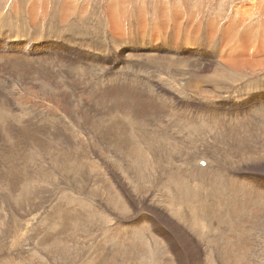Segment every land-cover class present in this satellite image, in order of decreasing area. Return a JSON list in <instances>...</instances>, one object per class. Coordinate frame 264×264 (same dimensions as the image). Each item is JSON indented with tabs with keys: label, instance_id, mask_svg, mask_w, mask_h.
<instances>
[{
	"label": "rangeland",
	"instance_id": "374dc122",
	"mask_svg": "<svg viewBox=\"0 0 264 264\" xmlns=\"http://www.w3.org/2000/svg\"><path fill=\"white\" fill-rule=\"evenodd\" d=\"M253 1L0 0V57L2 58L0 59V93L6 96L8 92L5 88H13L10 89L12 94L8 100L13 107L15 106L14 109L23 108L21 109L23 113L19 112L22 115L28 111L23 117H29L31 113L32 117L39 116L42 109L43 116H50L54 112L56 113H53L54 117L63 115V121L70 122L67 123L71 124L84 140L88 138L84 143V152L73 153L74 159L71 160L64 175L59 176L58 171H49L44 167L50 174L44 172L43 168L42 172L26 186L27 196L23 195L21 201L23 203L17 205L15 209L17 219L15 225L6 221L4 226L3 216L0 218V264H264V64L252 67L242 63L237 64L235 61L220 60L236 43L237 46L244 43L243 36L246 31L252 32L251 46L257 47L261 37L264 41V0H255L254 5ZM254 6L256 9L252 8ZM227 30L230 35H227ZM154 46H161V51H157V55L152 56L151 51ZM11 47H16V50ZM129 47L134 48L130 51L133 55L138 54L131 60L119 55ZM40 55L47 57L42 61L43 64L49 67L53 65L50 68L55 72H53L54 76L40 75L41 78L26 66L6 64L9 58L17 57L20 61L25 59L24 61H28L38 69ZM51 56L57 57V61L50 59ZM129 61L132 62L134 69L129 66ZM139 62H143L145 67H138ZM235 64L237 65L234 66ZM57 70L61 74L63 71L70 73V76L66 75L67 73L65 76L67 81L73 82L74 87L80 86L79 93L76 92L78 96L68 92V84H64L62 78L57 75ZM134 71L139 72L140 75L146 72L148 76L139 82L141 88L130 94L133 86L123 78L125 74ZM109 86H120L128 90L129 97L120 96L114 101L118 109L121 107L125 110L126 107L125 111H130L132 107L133 111H139L140 114L146 111V105L150 108L148 102L151 98L159 114L161 110L163 111V106L167 108L174 104L175 106L168 108V111L173 113L174 119L178 115L185 117L187 114H190L189 118L195 121L203 119L201 126H198L200 129L198 127L194 129L189 125V118L185 117L182 136L185 137L193 131L196 134L200 132L201 135L195 134L194 147L190 148L191 150H183L184 156L174 159L175 154L166 155L168 159L164 165L172 172L167 181V189H158L162 185H157L156 181L163 175L159 174L160 169L156 162L150 160L152 163L150 173H147L145 172L147 163L137 158V161L134 159L135 164H131V161L132 163L134 161L127 159L128 150L119 147L108 150L101 144L97 147L98 145L94 143L96 140L93 138L95 141L92 142L88 137L91 138L93 135L84 134L86 132L95 134L96 127L93 124L95 126L93 130L90 125L86 128L85 111L100 115L102 117H99L100 119L105 118L99 97H101L100 93ZM25 87H33V91H37L39 95L25 91L23 89ZM51 93L62 100H57L58 102L52 100L53 103H49L48 98L54 97ZM12 96L15 100L11 98ZM105 101L108 102V104L105 102V105L114 103L113 99ZM37 112L39 115L36 114ZM219 118L223 119L219 120ZM224 118L225 123L228 121L226 124L228 127L223 124ZM239 125L242 128H239ZM153 141L155 144L156 140ZM134 149L133 152L137 153L138 149ZM113 151L118 156H115ZM194 151L195 154H192ZM240 153H245L247 157ZM186 156L190 158V163L184 161L187 159ZM253 156L259 157L256 160ZM184 162L189 165H185ZM123 164L127 166L126 170ZM205 166L208 171L202 172ZM191 167L192 170L195 167L194 173H200L202 177L208 174L202 185L200 197L210 195L212 198L213 201L211 198L203 201L205 205L211 201L218 203L219 208L214 207L216 212L210 215L213 228L208 223H205L206 226L204 223H200L201 226H190L188 223L186 225L178 219L177 212L174 213L173 209L176 205L172 203V196L176 193L174 188L177 185V192L178 189L182 191L187 189V180H189L187 175L190 174L188 169ZM36 171L30 169L31 173ZM53 172L55 175L51 174ZM142 175L144 180L141 179ZM73 176L84 177L80 180L85 181L86 187ZM145 181H151L153 185L150 182L149 186ZM38 187L40 189H37ZM47 188H49L48 193ZM78 190H81L82 196L78 195L80 193ZM99 190L100 194H98ZM168 190L171 192L169 193ZM224 190L227 191L228 198H225L226 195L223 197ZM72 192L77 194L74 195ZM178 195L181 200H190L189 195L179 192ZM84 196H87L89 201H84L86 199ZM235 202L237 204H234ZM80 203L83 205L78 206ZM86 204L87 206L91 204L92 207L88 208ZM231 205L244 209L234 212L229 208ZM223 206L227 209L225 210ZM63 207L69 212H74L76 218H85L87 221L80 220L81 223L85 222L84 226L78 227L81 223L72 216L69 220L74 219L73 221L66 220L67 216L61 213ZM102 211H105V214ZM85 213L92 216L87 215L88 219ZM213 215L219 217L213 218ZM98 217H102V220ZM58 220H64L63 222L70 225L66 227ZM48 223L57 226L56 230L60 233L57 234L54 227L52 229ZM48 225L53 234L49 232ZM8 226L10 228H7ZM59 227L65 230L62 234ZM75 228L81 229L78 231L76 229L75 232ZM71 229L76 234L70 233ZM211 229H214L215 234ZM203 230H207L210 237L214 236L211 237L212 240L209 239L210 242L212 241L209 243L210 246H206L208 242L204 239L206 233L204 234ZM45 234L48 237L45 238ZM56 236L60 240L52 246H48L45 240L40 243L44 238L47 240L57 238ZM93 240L96 241L95 244ZM205 247H210V250L207 251ZM101 251L102 254H98ZM91 252H94V255ZM103 254L107 257L105 258ZM91 256H94L93 259Z\"/></svg>",
	"mask_w": 264,
	"mask_h": 264
},
{
	"label": "bare ground",
	"instance_id": "6f19581e",
	"mask_svg": "<svg viewBox=\"0 0 264 264\" xmlns=\"http://www.w3.org/2000/svg\"><path fill=\"white\" fill-rule=\"evenodd\" d=\"M45 1V0H44ZM259 1V0H257ZM254 2L255 0L253 1V5H254ZM46 6V5H45ZM34 8V7H33ZM47 8V7H46ZM252 8H255L252 7ZM256 9V8H255ZM47 12V11H46ZM254 12V11H253ZM30 13V11H29ZM45 13V12H44ZM37 18V17H36ZM244 18V17H243ZM242 18V19H243ZM246 18V16H245ZM145 21V20H144ZM143 21V22H144ZM250 22V21H249ZM145 25V24H144ZM227 35H230V33L228 32V30L226 31ZM122 37V35H121ZM244 43H242L241 46H237V43L236 45L233 46V49L232 50H229L228 49V53L225 54V57L220 59L221 61H235L237 64L238 63H242L243 65H250V66H260V64H264V45H263V39L262 37L260 38V44L257 46V47H254V46H251V43H252V32H249L247 33H244ZM263 37H264V34H263ZM114 38H118V37H114ZM120 38V37H119ZM121 39V38H120ZM126 39V38H125ZM225 39V38H224ZM243 42V41H242ZM141 44V43H140ZM241 44V43H240ZM156 45V44H154ZM23 47V46H22ZM161 47V46H160ZM160 47H156L154 46L153 50L151 51V55L152 56H155L157 55V51H161ZM225 47V46H224ZM9 48V47H8ZM13 50H16V47H11ZM19 48V47H18ZM47 48H52L50 46H47ZM149 48V47H148ZM163 48V47H162ZM230 48V47H229ZM53 49V48H52ZM51 49V50H52ZM55 49V48H54ZM137 49V48H136ZM174 49V48H173ZM1 50V49H0ZM10 50V49H9ZM19 50V49H18ZM60 50V49H59ZM131 50H134V48H127V49H124L122 52H120V56L121 57H125L126 59L128 60H131L133 57H136L138 56L137 53H134V55L130 52ZM26 52V51H25ZM40 52V51H39ZM15 53V52H14ZM24 53V52H23ZM56 53V52H55ZM10 54V53H9ZM16 54V53H15ZM54 55V54H53ZM59 55V54H58ZM142 56V55H141ZM149 56V55H148ZM251 56V58L249 57ZM7 58V56H6ZM29 58V57H28ZM47 58V57H46ZM46 58L42 55H40L38 61L40 62L39 63V68L38 69H35L32 65H30V63L28 61H20L19 58H9V60L6 62V64H10V65H21V66H26V68L28 67L30 70H32L35 74H39L38 77H41V76H47V77H52L54 76L55 74H53L52 72V69L50 67L52 66H46V64L44 65L42 63V61ZM57 57H50V59H55L56 60ZM153 58V57H152ZM0 59L2 60V58L0 57ZM33 59V58H32ZM150 59V58H149ZM154 59V58H153ZM34 60V59H33ZM175 60V59H173ZM153 61V60H151ZM155 61V59H154ZM33 62V61H32ZM64 62V61H63ZM85 62V61H84ZM121 62V61H120ZM130 62V65L129 66H132V62ZM156 62V61H155ZM1 63V61H0ZM53 63V62H52ZM68 63V62H67ZM66 63V64H67ZM86 63V62H85ZM119 63V62H116V64ZM233 63V62H232ZM54 64V63H53ZM78 64V63H77ZM90 64V63H89ZM122 64V63H121ZM120 64V65H121ZM125 64V63H124ZM127 64V63H126ZM237 64H235L234 66H236ZM70 65V64H69ZM148 65V64H147ZM151 65V64H150ZM156 65V64H154ZM226 65V64H225ZM46 66V67H44ZM67 66V65H66ZM65 66V67H66ZM80 66V65H79ZM101 66V65H100ZM118 66V65H117ZM145 67V64L143 62H139L138 63V67ZM230 66V65H229ZM228 66V67H229ZM62 67V66H61ZM84 67V66H83ZM82 67V69H83ZM87 66H85L86 68ZM133 67V66H132ZM131 67V68H132ZM226 67V66H225ZM23 68V67H22ZM106 68V67H105ZM127 68V66H126ZM153 68V67H152ZM237 68V67H235ZM234 68V69H235ZM238 68H241V67H238ZM76 69V68H75ZM93 70V68H91ZM102 69V68H101ZM134 69V67L132 68ZM136 69V68H135ZM151 69V68H150ZM232 69V70H234ZM29 70V71H30ZM96 70V69H95ZM116 70V69H115ZM124 70V69H122ZM141 70V69H140ZM231 70V68H230ZM98 71V70H97ZM151 71V70H149ZM236 71V70H235ZM68 71H63L62 74L60 73V71L57 70V75L60 76L62 78V80L64 81V84H68L67 85V89H68V92L70 94H72L73 96L76 94V92L79 93V88L80 86L77 84V86L79 87H74L72 84L73 82L72 81H67V77L65 76V74L67 73ZM83 72V71H82ZM90 72V70H89ZM92 72V71H91ZM118 72V71H117ZM133 72V70H132ZM55 73V72H54ZM93 73V72H92ZM97 73V72H96ZM95 73V74H96ZM110 73V72H109ZM116 73V72H115ZM114 73V74H115ZM122 73V72H121ZM142 73H145L144 75H140V73L134 71V73H127L125 74V77L123 78L124 81H129L131 83V85L133 86L130 90L129 93H134L135 90L137 88H141L139 82L141 80H144L146 79V76H148V74L146 72H142ZM32 74V73H30ZM70 73H67L66 75H69ZM107 74V72H106ZM41 75V76H40ZM76 75V74H75ZM78 75V74H77ZM83 75V74H82ZM102 75V74H101ZM111 75V74H110ZM70 76V75H69ZM92 76V75H90ZM113 76V75H112ZM37 77V76H36ZM101 77V76H100ZM105 77V76H104ZM107 77V76H106ZM105 77V78H106ZM108 77H110L108 75ZM42 78V77H41ZM54 78V77H53ZM78 78V77H77ZM113 77H111L112 79ZM29 79V78H27ZM39 79V78H38ZM110 79V80H111ZM114 79V78H113ZM150 79V78H149ZM26 80V79H25ZM79 80H80V77H79ZM151 80V79H150ZM38 81V80H37ZM41 81H43L41 79ZM74 81V80H73ZM88 81V80H87ZM95 81V80H94ZM116 81V80H115ZM126 81V82H127ZM4 82V81H3ZM28 82V81H27ZM32 82V81H31ZM51 82V81H50ZM68 82V83H67ZM76 82V81H75ZM78 82V81H77ZM128 82V84H129ZM43 83V82H42ZM80 83V81H79ZM93 83V82H92ZM113 83V82H112ZM115 83V82H114ZM20 84V83H19ZM35 84V83H34ZM48 84V83H47ZM110 84V82H109ZM116 84V83H115ZM126 84V83H125ZM32 85V83H31ZM46 85V84H44ZM130 86V85H129ZM24 87V86H23ZM66 87V86H65ZM33 88V87H32ZM32 88H28V87H25L23 88L25 91H32L35 95H39L38 93H36L35 91H33ZM6 91L8 92V94L6 96H4L3 94L0 93V218L2 217L3 220H4V226H5V222L7 221L8 222H13L14 225H15V221H17L16 217H15V209L17 207V205H19L23 199L24 196H27V191H25V188L27 185L30 184V182H32L35 178H36V175H39L43 168H48L49 171H58L59 172V176H62L66 173L67 171V167L69 166L70 162L72 159H74V155L73 153H75L76 151H79V152H84V149H85V146H84V143L88 140H84L83 137L80 136L79 133H77V131L74 129V127L71 125V124H68L70 122H64L63 119H62V116L60 117V115H58L57 117H54L53 116V113H51L50 111V116H43L42 114H44V110H40V113L41 115H39L37 112L36 114H38L39 116H31L32 113L29 115V117H23V115H25V113H28L25 112L23 115L21 113H23V108L21 107H18L17 109H14L13 107V104L10 103V101L8 100V97L11 96L12 92L10 91V89H13V88H5ZM48 89V88H47ZM50 89V88H49ZM48 89V90H49ZM54 89V88H53ZM81 89V88H80ZM160 89V88H159ZM90 90V89H89ZM142 90V89H141ZM5 91V92H6ZM15 91V90H14ZM45 91V90H43ZM64 91V90H63ZM95 91V90H93ZM93 91H91V93H93ZM137 91V90H136ZM49 92V91H48ZM52 92V91H51ZM56 92V91H55ZM58 92V91H57ZM84 92V91H83ZM142 92H144V90H142ZM141 92V93H142ZM146 92V91H145ZM81 93V92H80ZM89 93V91H88ZM129 93H128V90L126 88H122L120 86H117V87H110L104 91H102L100 94H101V97H99L101 99V107L103 108V111L105 113V118L103 119H100L99 117H101L100 115L98 114H91V113H86V111L84 112L86 115H84L85 117V124L86 125V128H87V125H90L89 127L92 129L93 127V124L96 125L95 127V134L90 132V133H84L85 135H89V134H92L93 137L89 139H91L92 142H94L95 140V144L97 147H99V145L101 144V146H103L104 148H107L108 150H112V147H119V148H122V150L126 149L129 151L128 154H126L127 156V159H130L134 161V159L136 160L137 158L140 160V161H143L145 163H147V170L145 172L147 173H150V163L151 161L152 162H156L158 165H159V174L161 173L163 176H160L162 177L160 180L156 181L157 185H162L161 188H158L159 190L161 189H167V181L169 179V177L171 176L172 172L171 170L169 169V167L165 166L164 163L167 162V157L166 155H170V154H175L174 155V159H176L178 156H184L185 154V149H192L194 147V143L196 141V137H195V134L194 131L191 132L190 134H188L187 136L183 137L182 136V126L184 125L185 123V117H190L188 114L185 115V117L183 115H178L176 117V119L173 118V113L171 111H168L169 107H173L175 106L174 104L170 105V106H163V111L161 110V113L159 114L158 111H157V106L154 105V101L152 102L151 101V98H150V108L146 105L145 108L146 111H142V113L139 114V111L136 112V111H133L132 110V107L129 109L130 111H125L126 110V107H125V110H122L121 107H119L120 109H118L116 106L117 104L114 102L116 101L120 96H123V97H129ZM52 94V93H51ZM59 94H62V93H59ZM95 94H98L96 91H95ZM144 94V93H143ZM163 94V93H162ZM254 94V93H253ZM26 95V94H25ZM24 95V96H25ZM29 95V94H27ZM33 95V94H32ZM45 95V94H43ZM54 97H51L48 98L49 99V103H53L52 100H56V102H58L57 100H62V99H58L55 94L53 93L52 94ZM79 95V94H78ZM76 94V96H78ZM89 95V94H88ZM147 95H149V93L147 92ZM68 96V95H67ZM144 96V95H143ZM142 96V97H143ZM145 96H146V93H145ZM150 96V95H149ZM32 97V96H31ZM60 97V96H59ZM83 97V96H82ZM139 97V96H138ZM141 97V96H140ZM13 98V96L11 97ZM16 98V97H15ZM61 98V97H60ZM67 98V97H66ZM65 98V99H66ZM147 98V97H146ZM14 99V98H13ZM111 100L113 99V104L112 102L109 103V105H105V100ZM145 99V98H144ZM152 99H153V95H152ZM15 100V99H14ZM121 100V99H119ZM142 100V99H141ZM148 100V98H147ZM157 100V99H156ZM12 101V99H11ZM143 101V100H142ZM261 101V100H260ZM48 103V104H49ZM108 104V102H106ZM264 103V101H263ZM18 104V103H17ZM20 104V103H19ZM44 104V103H43ZM45 104H47L45 102ZM56 104V103H55ZM58 104V103H57ZM72 104V103H70ZM84 104V103H83ZM134 104H135V100H134ZM260 104V103H259ZM16 105V104H15ZM53 105V104H52ZM142 105V104H141ZM20 106V105H19ZM25 106V105H24ZM65 106V104L63 105ZM76 106V105H75ZM126 106V105H125ZM23 107V106H22ZM27 107V106H25ZM29 107V106H28ZM53 107V106H52ZM58 107V106H57ZM62 107V106H60ZM67 107V106H66ZM123 107V106H122ZM129 107V105H128ZM135 107V106H134ZM133 107V108H134ZM139 107V106H138ZM160 107V105H159ZM70 108V107H69ZM144 108V106H143ZM154 108V109H153ZM25 109V108H24ZM35 109V108H34ZM59 109V108H58ZM64 109V107H63ZM67 109V108H66ZM98 109V108H95V110ZM142 109V107H141ZM255 109V108H254ZM27 110V109H26ZM32 110V109H31ZM51 110V109H50ZM68 110V109H67ZM72 110V109H71ZM70 110V111H71ZM135 110V108H134ZM144 110V109H143ZM38 111V110H37ZM56 111V108L55 110ZM61 111V110H59ZM82 111V110H81ZM141 111V110H140ZM21 112V113H19ZM47 112V111H46ZM82 112V113H83ZM196 112V111H195ZM67 113V112H66ZM80 113V114H82ZM83 113V114H84ZM97 113V112H96ZM47 114V113H46ZM56 114V113H54ZM58 114V113H57ZM65 114V113H64ZM196 114V113H195ZM252 115V114H250ZM31 116V117H30ZM195 116V115H194ZM81 119H82V115L80 116ZM79 117V118H80ZM254 117V116H253ZM257 117V116H256ZM93 118H97V119H93ZM102 118V117H101ZM258 118V117H257ZM78 119V118H77ZM141 119H143L141 121ZM223 118H219V120H222ZM253 119V118H252ZM66 120V119H65ZM69 120V119H68ZM202 118L195 121L194 119L192 118H189V125L191 127H193L194 129H200V127L198 126H201V122H202ZM216 120V119H215ZM228 120V119H227ZM254 120V119H253ZM72 121V120H71ZM82 121V120H81ZM207 121V119H206ZM221 122V121H220ZM223 122V121H222ZM228 121H226L225 123V118H224V122L223 124L225 123V126H227L226 124ZM235 122V121H234ZM233 122V123H234ZM258 122V121H257ZM67 123V124H66ZM237 123V122H236ZM231 124V123H229ZM69 125V126H68ZM260 125V124H259ZM258 125V126H259ZM263 125V124H262ZM230 126V125H229ZM237 126V125H236ZM240 126V125H239ZM257 126V125H256ZM77 127V126H76ZM88 127V128H89ZM198 127V128H197ZM224 127V125H223ZM228 127V126H227ZM247 127V126H246ZM235 128V127H233ZM239 128H242L241 126ZM260 128V127H259ZM187 129V128H186ZM253 129V128H252ZM251 129V130H252ZM79 130V129H78ZM93 130V129H92ZM220 130V129H219ZM225 130V129H224ZM187 131V130H186ZM198 132V130H195ZM203 131V130H201ZM226 131V130H225ZM242 131V130H241ZM234 132V131H233ZM244 132V131H242ZM241 132V134H242ZM240 133V132H239ZM200 134V132H199ZM198 133L196 135H199ZM208 134V132H207ZM212 134V133H211ZM201 135V134H200ZM240 135V134H239ZM222 136V135H221ZM228 136V135H227ZM230 136V135H229ZM201 137V136H199ZM245 137V136H244ZM93 138L95 140H93ZM217 138V137H216ZM243 138V137H242ZM258 139V138H257ZM153 140H156V145L154 144V141ZM184 140V141H183ZM198 140V139H197ZM263 140V139H262ZM153 141V144H151V142ZM235 141V139L233 140ZM260 141V140H259ZM258 142V141H257ZM229 143V142H228ZM239 146V145H237ZM247 147V146H246ZM134 148H137L138 151L137 153L133 152V149ZM198 148H199V145H198ZM237 148V147H236ZM248 148V147H247ZM106 149V150H107ZM136 149V150H137ZM190 149V150H191ZM200 149V148H199ZM235 149V148H234ZM190 150H187V151H190ZM205 150V149H204ZM236 150V149H235ZM242 150H244L242 148ZM135 151V149H134ZM186 151V152H187ZM193 151V150H192ZM238 151V149H237ZM236 151V152H237ZM118 152V151H117ZM123 152V151H122ZM205 152V151H204ZM240 152V151H239ZM238 152V153H239ZM104 153V152H102ZM108 153V151L106 152ZM124 153V152H123ZM195 154V151L192 152V154ZM197 153V152H196ZM228 153V152H227ZM113 154L115 156H118V154H116L114 151H113ZM198 154V153H197ZM241 155L245 154V153H240ZM108 155V154H107ZM201 155V154H200ZM228 155V154H227ZM249 155V154H248ZM253 155H256V153H253ZM258 155V154H257ZM111 156V155H110ZM187 156H190V155H187ZM186 156V157H187ZM246 156V155H244ZM185 157V158H186ZM233 157V156H232ZM247 157V156H246ZM245 157V158H246ZM254 157V156H253ZM259 157V156H258ZM258 157H254L257 158ZM189 157H187V159L184 161H186L187 163H190L189 162ZM113 160V159H112ZM116 160V159H115ZM138 160V161H139ZM151 160V161H150ZM118 161V160H117ZM137 161V160H136ZM192 161V160H191ZM218 161V160H217ZM216 161V162H217ZM236 161V160H234ZM247 161V160H245ZM186 162H184L185 165H189V164H186ZM208 162V161H206ZM120 163V162H119ZM129 163V161H128ZM144 163V164H145ZM193 163H195L193 161ZM191 163V165L193 164ZM251 163V162H249ZM118 164V163H117ZM131 164H135V161L132 163L131 161ZM139 164V162H138ZM142 164V163H141ZM143 164V166H144ZM154 164V163H153ZM124 165V169L126 167L127 169V166ZM120 166V165H119ZM118 166V167H119ZM222 166V165H221ZM136 167V166H135ZM201 166H199V170L201 171L200 169ZM224 167V166H223ZM44 168V172H46V169ZM121 168H123V166L121 165ZM140 168V166H139ZM154 169H156L154 166H153ZM209 168V167H208ZM215 168V167H214ZM30 169H36L37 171L35 173H31L30 172ZM125 169V170H126ZM137 169V168H136ZM143 169V167H142ZM158 169V170H159ZM195 169V167H194ZM194 169L192 170V167L191 169H188L189 173H186V174H189L187 175V180L188 181V187L187 189H185L184 191H182L181 189H178V192L179 194H185V195H189L190 197V200H181L179 195H178V192H177V185L176 187L174 188L176 190V193L174 194V196H172V203H176V205L174 206V209L178 217V219L181 221L184 222V224L186 225H190V226H193V225H196V226H201L199 225L200 223H208L209 225H213V220L210 218V215L211 214H214L216 211L214 210V207H218V203L217 202H212V198L210 197V195H206L204 196L203 198L200 197V195H202V185L203 183L205 182V180L207 179L208 177V174H205L204 177H202L200 175V173H198L199 171H197V173L199 174H196L194 173ZM138 170V169H137ZM153 170V169H152ZM204 170V171H203ZM205 170L208 171V169L206 168V166L202 169V172H205ZM211 170V169H210ZM46 172L48 174H50V172ZM140 171V170H139ZM144 172V173H145ZM158 172V171H157ZM138 173V172H137ZM155 173V172H154ZM53 175H55V172L51 173ZM157 174V175H159ZM160 174V175H161ZM58 175V174H56ZM136 175V174H135ZM199 177H198V176ZM130 176V174H129ZM143 176V175H142ZM141 176V177H142ZM147 176V175H146ZM220 176V175H219ZM139 177V176H138ZM140 177V178H141ZM211 177V176H210ZM221 177V176H220ZM73 178L75 180H78L80 183H83L86 187V184H85V181H82L80 180V178H84V177H81V176H73ZM144 176L141 178L142 180ZM151 179V178H150ZM146 180V179H145ZM226 180V179H225ZM68 181V180H67ZM70 181V180H69ZM72 181H74L72 179ZM149 181V180H148ZM148 181H145L148 182ZM186 181V182H187ZM96 182V181H95ZM99 182V181H97ZM151 182V181H150ZM150 182H148L147 184L150 186ZM183 182V180L181 181V183ZM67 183V182H66ZM69 183V182H68ZM71 183V182H70ZM152 185H153V182H151ZM215 183V181H214ZM72 184V183H71ZM96 184V183H95ZM67 186H69L68 184H66ZM156 185V187H157ZM179 185V184H178ZM215 185V184H214ZM36 186V185H35ZM73 186V185H72ZM207 186V184H206ZM211 186V185H210ZM29 187V186H28ZM40 187V186H39ZM37 188V189H40V188ZM92 187V185H91ZM191 187V189H190ZM208 187V186H207ZM88 188V187H87ZM90 188V187H89ZM219 188H220V185H219ZM86 189V188H85ZM205 189V187H204ZM223 189V188H221ZM48 190L49 188H47V193H48ZM79 191V190H78ZM81 191V190H80ZM79 191V192H80ZM87 191V189H86ZM169 193L171 192L170 190H168ZM208 191V190H207ZM38 192V191H37ZM36 192V193H37ZM76 192V191H74ZM78 192V193H79ZM85 192V191H84ZM88 192L89 189H88ZM206 192V191H205ZM252 192V191H251ZM50 193V192H49ZM73 193V192H72ZM71 194V196H73V194ZM86 193V192H85ZM84 193V195H85ZM223 193V197L226 195L225 198H228L227 197V191L224 190L222 191ZM247 193V192H246ZM77 194V193H75ZM74 194V195H75ZM100 194V190H99V193ZM97 194V195H98ZM217 194V193H216ZM245 194V193H244ZM243 194V195H244ZM24 195V196H23ZM78 195L82 196V192H80ZM96 195V193H95ZM78 196V198H82ZM89 196V195H88ZM76 197V196H74ZM85 197V196H84ZM87 197V196H86ZM85 197V198H86ZM96 197V196H95ZM94 197V198H95ZM214 197V196H213ZM72 198L76 200V198H73V197H70V199ZM78 198H77V201H78ZM211 198V203L208 202L207 205L204 204L203 201H208L209 199ZM224 198V199H225ZM47 199V198H46ZM69 199V200H70ZM83 199V198H82ZM88 198L84 199L87 200ZM97 199V197H96ZM95 199V200H96ZM100 199V198H99ZM216 199H218V197H216ZM220 199V198H219ZM243 199V197H242ZM74 202H77L75 201ZM80 200V199H79ZM229 200V199H228ZM10 201L12 204H10ZM51 201V200H50ZM89 201V200H87ZM224 201V200H223ZM230 201V200H229ZM232 201V200H231ZM109 202V201H107ZM168 202V201H166ZM23 203V202H22ZM21 203V204H22ZM72 203V202H70ZM106 203V202H105ZM224 203V202H223ZM239 203V202H238ZM73 204V203H72ZM76 204V203H75ZM170 204V203H169ZM227 204V202H226ZM233 204V203H232ZM234 204H237V202H235ZM242 204V203H241ZM82 206L81 203L78 204V206ZM88 204H86L87 206ZM94 205V204H93ZM239 205V204H238ZM20 206V205H19ZM50 206V205H49ZM89 206H91V204H89ZM89 206H87L89 208ZM96 206V205H95ZM94 206V207H95ZM225 206V205H224ZM223 206V207H224ZM243 206V205H242ZM84 207V206H83ZM92 207V206H91ZM90 207V209H92ZM93 207V209H94ZM98 207V206H97ZM169 207V206H168ZM58 208V207H57ZM219 208V207H218ZM217 208V209H218ZM230 210L232 209L234 212L236 211H243L244 207H239V206H234V205H231L229 206ZM60 209V208H59ZM86 209V208H85ZM104 209V208H103ZM224 209L226 210L227 208L224 207ZM19 210V209H18ZM23 210V209H22ZM21 210V211H22ZM55 210V209H54ZM89 210V209H87ZM229 210V209H228ZM53 211V210H52ZM51 211V212H52ZM60 211V210H59ZM215 211V212H214ZM50 211H48L49 213ZM56 212V210H55ZM86 213H88V211L85 210ZM103 212V211H102ZM105 212V211H104ZM103 212V213H104ZM228 212V211H226ZM39 213V212H38ZM61 213L64 215V216H67L66 220H69L70 216H72L73 218L76 219V221L79 220V223H81L82 220L84 221H87L85 220V218L83 219H78V217L76 218L75 216H77L74 212H69L68 210H66L64 207L63 209L61 208ZM84 213V212H83ZM85 213V215H86ZM90 213V212H89ZM96 213V212H95ZM55 214V213H54ZM53 214V215H54ZM92 214V213H91ZM94 214V213H93ZM105 214V213H104ZM88 215V214H87ZM86 215V217H87ZM99 215V214H98ZM51 216V214H50ZM89 216V215H88ZM92 216V215H91ZM89 216V217H91ZM103 216V214H102ZM105 216V215H104ZM209 216V217H207ZM212 216V215H211ZM219 217V215H216V217ZM227 216V215H226ZM12 217V218H11ZM53 217V216H52ZM51 217V218H52ZM82 217V216H81ZM215 216L213 215V218ZM215 217V218H216ZM88 218V217H87ZM86 218V219H87ZM104 218V217H103ZM233 218V216H232ZM47 219V218H45ZM55 219H56V214H55ZM54 219V220H55ZM60 219V218H59ZM78 219V220H77ZM89 219V218H88ZM98 219H101L102 220V217ZM224 219V218H223ZM226 219V218H225ZM74 219H70L69 222L73 221ZM81 220V221H80ZM92 220V219H91ZM90 220V222H91ZM215 220V219H214ZM227 220V219H226ZM19 221V220H18ZM47 221V220H46ZM50 221V219H49ZM52 221V220H51ZM57 221V220H56ZM55 221V222H56ZM60 221V220H58ZM64 220L60 221L62 223H64V225L66 227H68L70 225V223H65L63 222ZM75 221V222H76ZM83 221V223L85 224V222ZM100 221V220H99ZM218 221H219V218H218ZM231 221V220H229ZM97 222V221H96ZM103 222V221H102ZM227 222V221H226ZM6 223V224H7ZM9 223V225H10ZM73 223V222H72ZM77 223V222H76ZM78 223V224H79ZM81 223V224H83ZM188 223V224H187ZM230 223V222H229ZM49 224V223H48ZM54 224V223H53ZM52 224V225H53ZM59 224V225H60ZM78 226V227H81V226H84L81 225ZM89 224V223H88ZM221 224V222H220ZM8 225V224H7ZM13 225V224H11ZM10 225V226H11ZM13 225V227H14ZM50 225V224H49ZM48 225V229H50V226ZM58 225V226H59ZM75 225V223H74ZM73 225V226H74ZM87 225V224H86ZM93 225V224H92ZM176 225V224H175ZM185 225V227H187ZM62 226V225H60ZM206 226V225H205ZM217 226V225H216ZM227 226V225H226ZM54 226H51V228L53 229ZM64 227V226H62ZM61 227V228H62ZM65 227V228H66ZM76 227V226H75ZM95 227V226H94ZM182 227V226H181ZM210 227V228H211ZM237 227V226H236ZM5 228V227H4ZM7 228H10L9 226ZM57 226L54 227V231L58 233L59 230L57 231L56 230ZM72 228V227H71ZM213 228V227H212ZM219 227L217 226V229ZM6 229V228H5ZM52 229L49 230L50 233L53 234V231ZM60 229V227H59ZM69 229V228H68ZM76 229L75 228V232H76ZM81 229V228H79ZM77 229V231L79 230ZM214 229H215V224H214ZM214 229H211L212 232L214 231ZM7 230V229H6ZM62 230V229H60ZM83 230V229H82ZM93 230V229H92ZM101 230V229H100ZM208 230V228H207ZM204 231L203 230V233L206 235H204V239L206 240V242H208V245L206 244V246H210L209 243H212V241L210 242L211 237L213 238L214 236L211 235V237L207 234V232L209 231ZM210 230V231H211ZM253 230V229H252ZM4 231V230H3ZM65 231V230H64ZM63 230L61 231V234L62 232H64ZM66 231H67V228H66ZM73 230L71 229L69 232L70 233H73L72 232ZM86 231V230H85ZM216 231V230H215ZM74 232V233H75ZM84 232V231H83ZM98 232V231H97ZM220 232V231H219ZM68 232H65V234H67ZM73 233V235H74ZM101 233V232H100ZM103 233V231H102ZM210 233V232H209ZM214 233V232H213ZM5 234V233H4ZM56 234V233H55ZM69 234V233H68ZM76 234V233H75ZM96 234V233H95ZM212 234V233H211ZM215 234V233H214ZM103 235V234H102ZM106 235V234H105ZM46 234H45V238H46ZM60 236V235H59ZM71 238L73 236L69 235ZM68 236V237H69ZM48 237V236H47ZM57 237V236H56ZM63 237H65L63 235ZM78 237V236H77ZM102 237V236H101ZM104 237V236H103ZM39 238H42V237H39ZM44 238V237H43ZM42 239V242H40L41 244L43 243V240H45V243L48 244V246H52L57 240H58V237L57 238H48L47 240L46 239ZM94 238V237H93ZM208 238V239H206ZM216 238V237H215ZM66 239V237H65ZM104 239V238H102ZM41 240V239H40ZM60 240V239H59ZM58 240V241H59ZM67 241V240H66ZM94 241V244H95V240ZM103 241V240H101ZM215 241V239H214ZM63 242V241H62ZM68 242V241H67ZM72 242V241H71ZM44 243V244H45ZM60 242H57V244H59ZM65 243V241L63 242ZM69 243V242H68ZM216 242H214L215 244ZM62 244V243H60ZM97 244V243H96ZM213 244V245H214ZM65 245V244H63ZM74 245H76L74 243ZM78 245V244H77ZM93 245V244H92ZM42 246V245H40ZM60 246V245H59ZM98 246V245H96ZM101 246V245H100ZM104 246V245H103ZM205 246V245H204ZM234 246V245H233ZM235 247V246H234ZM57 248V247H56ZM59 248V247H58ZM57 248V249H58ZM207 248V247H205ZM208 249L210 250V247L207 248V251ZM104 250V249H103ZM56 251V250H54ZM59 251V250H58ZM61 251V250H60ZM100 251V250H99ZM238 251V250H237ZM105 252V251H104ZM92 255H94L93 253L94 252H91ZM97 254V253H96ZM98 254H102V251L101 253L98 252ZM59 255V254H58ZM107 255V253H106ZM110 255H112L110 253ZM99 256V255H98ZM101 256V255H100ZM104 256V254H103ZM16 257V256H15ZM51 257V256H50ZM94 257V256H93ZM93 257L91 256V258L93 259ZM105 257V256H104ZM103 257V258H104ZM107 257V256H106ZM105 257V258H106ZM53 258V257H52ZM57 258V257H56ZM97 258V257H96ZM105 258L103 260H105ZM58 259V258H57ZM109 259V258H108ZM54 260V259H53ZM100 260V259H99ZM98 260V261H99ZM90 262V261H89ZM101 262V261H100ZM95 263V262H94ZM92 264V263H91ZM110 264V263H109Z\"/></svg>",
	"mask_w": 264,
	"mask_h": 264
}]
</instances>
